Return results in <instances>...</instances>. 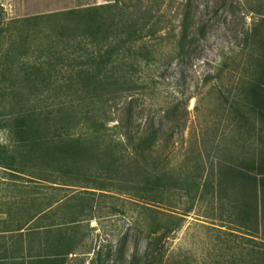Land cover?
I'll return each mask as SVG.
<instances>
[{
	"label": "trees",
	"instance_id": "16d2710c",
	"mask_svg": "<svg viewBox=\"0 0 264 264\" xmlns=\"http://www.w3.org/2000/svg\"><path fill=\"white\" fill-rule=\"evenodd\" d=\"M191 2H186L188 12ZM162 18L151 9L133 10L126 3L33 17L29 20L31 32L22 33L11 47L16 55L5 58L21 65L20 73L32 96L31 106L28 99L20 101L18 115L9 114L4 122L14 146L0 147L4 149L3 168L15 175L27 172L31 185L18 191L26 198L17 206L25 202L32 225L26 233H21L20 226L10 232L25 237L22 256L32 264H126L113 248L93 251L86 245L81 226L97 219L95 197L122 193L125 188L115 185L122 176L124 184L136 191V195L128 191L129 201L142 204L143 209L163 200L161 191L167 193L168 171L160 170L154 156L158 133L139 135L122 118L109 127L116 120L100 115L105 104L127 91L130 75L142 64L155 65L167 49H171L170 58L176 59L192 44L188 16L182 19L178 33ZM252 34L248 68L253 62L255 69L243 80L238 110L246 109L258 121L251 128L260 148L253 158L241 159L238 168L227 172V178L233 189L254 193L256 203H264V25ZM255 47L262 53H255ZM109 131L117 139L109 140ZM246 208L243 206L239 221L242 225L249 222ZM159 214L170 217L156 208L152 211L145 233L152 253L143 259L133 256L128 264H191L167 257L166 242L180 227L161 221ZM227 235L235 239V245L228 247L231 264H264V241L246 231ZM7 257L2 253L0 260Z\"/></svg>",
	"mask_w": 264,
	"mask_h": 264
},
{
	"label": "rangeland",
	"instance_id": "374dc122",
	"mask_svg": "<svg viewBox=\"0 0 264 264\" xmlns=\"http://www.w3.org/2000/svg\"><path fill=\"white\" fill-rule=\"evenodd\" d=\"M186 2L0 0V147L7 148L14 146V140L4 125L6 117L18 115L22 100L28 99L31 106L32 96L20 73L21 65L5 58L16 55L11 47L22 33L31 30L30 19L78 7L126 3L133 10L151 9L154 16L163 17L167 27L178 33L182 19L189 17L192 44L176 59L170 58L171 49H167L155 65L142 64L130 75L127 91L105 104L100 113L116 120L109 127L122 118L129 120L139 135L157 132L159 142L154 156L160 170L169 174V189L159 196L163 200L144 209L142 204L129 201L132 197L128 191L131 195L136 191L124 184L122 176L115 185L126 190L115 192L114 197H95L97 219L81 226L90 249L106 252L113 248L126 264L133 256L143 259L152 253L153 246L147 243L145 233L154 208L170 215L159 214L161 221L180 227L166 242V255L172 261L182 258L191 264H231L228 247L235 245V239L227 234L234 231H246L264 241V203H256L254 193L233 189L227 178V172L238 168L241 159L253 158L260 148L251 128L258 121L246 109L239 111L238 103L243 80L255 69L253 62L248 68L254 47L251 37L255 29H263L264 0H192L189 12ZM255 53L262 51L256 48ZM108 134L109 140L117 139L115 132ZM2 163L0 160L1 215L13 203L24 201L26 196L21 198L18 191L31 187L27 172L15 175ZM243 206H247L249 218L244 225L239 222Z\"/></svg>",
	"mask_w": 264,
	"mask_h": 264
},
{
	"label": "crops",
	"instance_id": "0c3cea01",
	"mask_svg": "<svg viewBox=\"0 0 264 264\" xmlns=\"http://www.w3.org/2000/svg\"><path fill=\"white\" fill-rule=\"evenodd\" d=\"M17 204L18 202H15L11 208L9 206L6 214H0L2 218H5L4 220L0 219V232L8 231L0 233V255L2 253H7L8 255L7 259L0 260V264H32L27 258H23L22 256L23 254L25 255L24 248L27 245L25 237L21 238L19 235L17 236L10 232L15 231L20 226V229H23L21 233H26V230L32 225V223H28L29 220L26 217L27 206L25 202H23V206L21 207L17 206ZM18 207L21 209H17ZM18 210L19 214H16ZM11 211L14 212L11 214Z\"/></svg>",
	"mask_w": 264,
	"mask_h": 264
}]
</instances>
